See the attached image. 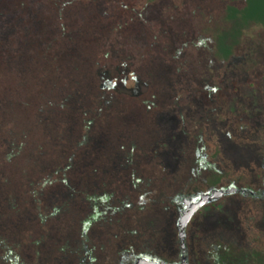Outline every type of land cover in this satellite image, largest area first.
I'll use <instances>...</instances> for the list:
<instances>
[{"label":"rangeland","instance_id":"1","mask_svg":"<svg viewBox=\"0 0 264 264\" xmlns=\"http://www.w3.org/2000/svg\"><path fill=\"white\" fill-rule=\"evenodd\" d=\"M17 1L0 0V264H264V0H135L140 17L95 1L108 37L70 84L83 129L58 156L12 120L50 46L30 20L49 1ZM81 14L58 1L53 50ZM59 89L32 106L54 113Z\"/></svg>","mask_w":264,"mask_h":264},{"label":"trees","instance_id":"2","mask_svg":"<svg viewBox=\"0 0 264 264\" xmlns=\"http://www.w3.org/2000/svg\"><path fill=\"white\" fill-rule=\"evenodd\" d=\"M34 1H36V3H39L40 0H18L17 2L22 3L19 4V6H17L16 4L14 5L15 9L19 10L18 15L20 17L26 16L30 13L37 15V6ZM48 1L51 7V11L47 12L46 14L40 13V15L38 14L34 19L31 18L30 20L33 21V29H36L33 35L36 43L38 40H43L46 44L50 45L49 49L47 51H39V54H44L42 55V58L35 59L39 71L38 76H36V79L34 80V86H30L32 91L29 92L30 94L29 97H27L28 99H25L26 101H21L18 105L15 103H13L12 105L9 104V107L12 120L13 122L15 121V125L21 123L28 126L32 131L36 130L35 128H37L41 133V144L43 143V147H53V150L56 152L55 155L58 156V154L62 155V153L66 151L69 146H72L71 141H73L74 139L68 136L70 134L69 130H71V127L73 130V136H75V133L78 134L83 129L80 125V110H74V108H71V104L68 100L69 98H71V95L75 93L73 91V86L71 85H74L75 82L79 84H84L86 81L89 82L92 75V64L87 58L85 59V55H88L90 58V56H92L100 47L101 43H103V41H105V39L108 37L107 32H104L107 29L106 26L108 21L97 16L91 9L90 5H92L97 0H73L74 3L78 4L79 8H82V14L80 15L82 17L80 26H77L78 28L76 27L72 30H63V37H66L68 39L69 46L67 51L58 52L57 50H53L52 44H54L55 40L57 42L58 38H60L61 36L56 32L57 24L55 23L56 20H53L52 16H55L56 14L59 0ZM106 1L122 3L123 9H120V12H127L129 16H131V14H137L136 16L139 17L146 16L145 12H147L148 10V5H144L138 12H136L135 0ZM105 35L107 36L105 37ZM73 49L79 52L80 55L77 56L83 61V63L81 64V66H79V68L78 66H76V68H74L73 70H69L68 67H64V61L67 55H70L71 53L74 54L73 57H76L77 52L75 53ZM18 63L19 62L17 61L15 62V64H17L15 66L16 69H22V67ZM64 70L68 73L66 79L64 78ZM53 76L57 79V81H59V86H61L59 88L68 90L66 93L62 94V97L63 95H65L67 98L66 101L63 100V98H60V101L58 100V104L54 113L43 114L41 113L39 108L32 106L31 103L35 101L36 95L40 98H44L50 95L59 97V95H61L62 90L59 91V88L51 91L54 87L52 85L53 82L50 81V78H52ZM87 82L85 84H87ZM16 142L18 141L15 140V143ZM91 142L93 144H89L86 142L85 143L87 146L89 145L96 147V143H94L93 141ZM79 143L84 144V142L82 141H79ZM12 147L15 148L14 145ZM78 155L79 157L77 158L82 159V157H85L83 153H79ZM52 160L55 161L54 163H56L57 161L53 158ZM56 169L57 176L54 180H52L51 184L49 185L50 187H48L52 191L62 189L65 183L63 182L64 180L62 174H66L69 177L70 174L74 173L73 166H70L66 169Z\"/></svg>","mask_w":264,"mask_h":264}]
</instances>
